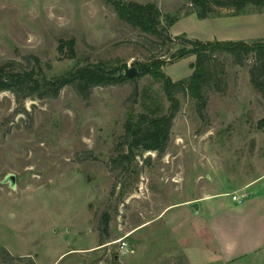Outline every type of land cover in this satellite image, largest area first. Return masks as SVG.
Instances as JSON below:
<instances>
[{"label": "rangeland", "instance_id": "rangeland-1", "mask_svg": "<svg viewBox=\"0 0 264 264\" xmlns=\"http://www.w3.org/2000/svg\"><path fill=\"white\" fill-rule=\"evenodd\" d=\"M115 1L157 4L163 26L178 15L172 39L123 20ZM217 8L200 19L189 0H0V65L37 56L52 77L99 62L139 70L160 57L180 80L196 61L172 57L190 46L183 34L264 39V7ZM212 63L204 111L179 91L166 150L136 149L131 165L119 161L126 122L148 112L144 90L168 110L160 81L129 77L88 98L71 86L56 98L0 92V264H264L262 60L217 52Z\"/></svg>", "mask_w": 264, "mask_h": 264}, {"label": "trees", "instance_id": "trees-1", "mask_svg": "<svg viewBox=\"0 0 264 264\" xmlns=\"http://www.w3.org/2000/svg\"><path fill=\"white\" fill-rule=\"evenodd\" d=\"M189 2L194 7L192 12L196 13L200 19L221 16L217 7L233 9L232 15L243 14L252 6L264 7V0H189ZM115 7L123 20L141 31L172 39L168 28L179 20L178 15L167 16L168 24L163 26V13L153 2L115 1ZM181 38L190 46H183L174 52L172 57L181 59L188 55L196 56V61L192 64L194 70L189 77L174 80L163 70L167 61L160 57L139 64V74L134 80L149 75L160 81L171 105L164 112V106L156 104L154 106L152 95L148 94V90H144L143 103L148 112H142L138 117L134 114L129 115L124 135L127 151L121 153L119 158L122 163L128 162L131 165L136 157V149L154 150L161 154L166 150L174 119L180 109L181 102L177 96L179 91L190 93L196 99L198 110L204 111L207 104L206 88L216 74L215 65L212 63L215 53L226 52L237 60L254 53L262 60L264 69V39L254 42L244 40L201 41L191 39L186 34H183ZM69 44L74 47L75 40L72 39ZM30 59L32 66H26L14 60L0 65V92L12 91L19 99L34 96L56 98L65 87L71 86L81 97L88 98L96 86L115 85L129 79L121 73L123 68L113 67L104 62L75 66L60 75L49 77L39 57L31 56ZM253 81H256L254 77ZM257 83H259L258 88L264 85V81ZM136 91L138 93V89ZM104 222L106 224L109 222L107 214H105Z\"/></svg>", "mask_w": 264, "mask_h": 264}, {"label": "water", "instance_id": "water-1", "mask_svg": "<svg viewBox=\"0 0 264 264\" xmlns=\"http://www.w3.org/2000/svg\"><path fill=\"white\" fill-rule=\"evenodd\" d=\"M121 73H124L126 76L128 77H136L139 74V70L136 67H131V68H124ZM10 180L12 181L13 184H15L16 182V176L15 175H10L9 176ZM193 208H195L196 210L199 209V203L198 202H194L191 204Z\"/></svg>", "mask_w": 264, "mask_h": 264}, {"label": "built area", "instance_id": "built-area-1", "mask_svg": "<svg viewBox=\"0 0 264 264\" xmlns=\"http://www.w3.org/2000/svg\"><path fill=\"white\" fill-rule=\"evenodd\" d=\"M241 197H242V196H237V195H235V196H234V199H235V200H239Z\"/></svg>", "mask_w": 264, "mask_h": 264}, {"label": "crops", "instance_id": "crops-1", "mask_svg": "<svg viewBox=\"0 0 264 264\" xmlns=\"http://www.w3.org/2000/svg\"><path fill=\"white\" fill-rule=\"evenodd\" d=\"M194 203V202H193Z\"/></svg>", "mask_w": 264, "mask_h": 264}]
</instances>
